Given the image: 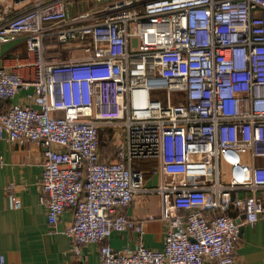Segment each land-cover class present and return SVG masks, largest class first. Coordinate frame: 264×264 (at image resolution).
Returning <instances> with one entry per match:
<instances>
[{
  "label": "built area",
  "instance_id": "2783aa9c",
  "mask_svg": "<svg viewBox=\"0 0 264 264\" xmlns=\"http://www.w3.org/2000/svg\"><path fill=\"white\" fill-rule=\"evenodd\" d=\"M90 1L69 15L71 0H0V46L26 48L0 68V100L28 91L0 112V137L40 147L47 225L71 210L70 251L97 243L99 264H233L239 227L264 215V0ZM104 128L115 161L100 155ZM134 159L156 162V186ZM149 193L163 249L110 247L113 232L143 234L124 210Z\"/></svg>",
  "mask_w": 264,
  "mask_h": 264
},
{
  "label": "crops",
  "instance_id": "0c3cea01",
  "mask_svg": "<svg viewBox=\"0 0 264 264\" xmlns=\"http://www.w3.org/2000/svg\"><path fill=\"white\" fill-rule=\"evenodd\" d=\"M86 0H71L68 14L85 10L91 4ZM89 3V5H88ZM25 42L19 39L0 46V68L8 69L14 58L26 56ZM65 56V52L62 51ZM28 91L21 90L12 99L0 100V112L6 111L10 104L26 102ZM0 255L7 264H99L98 244L87 243L82 246L81 255L75 257L70 251L68 236L63 232L72 221L71 210H65L54 228L46 223V209L41 204L40 191L42 172L41 149L34 143L19 145L0 137ZM108 161L111 159L108 157ZM155 161L151 159L131 162L134 170L143 173L145 187H154L160 178L153 174ZM12 183L13 187L7 189ZM19 199V208L12 206L13 199ZM135 205L124 210L130 219L143 223V234L133 230L113 232L106 240L113 249H134L139 243L146 249L162 250L165 225L160 219L161 205L156 193L138 195ZM196 208L210 205L212 195L202 193L189 197ZM233 264H264V215L253 225H242L235 250ZM202 264H208L203 262Z\"/></svg>",
  "mask_w": 264,
  "mask_h": 264
},
{
  "label": "trees",
  "instance_id": "16d2710c",
  "mask_svg": "<svg viewBox=\"0 0 264 264\" xmlns=\"http://www.w3.org/2000/svg\"><path fill=\"white\" fill-rule=\"evenodd\" d=\"M1 101L6 102V100L5 101L1 100ZM109 133L110 130L108 128H104L98 131L99 151H100V155H102V159L107 160V158L109 157L111 161H115L116 157L114 151L110 146V143L106 140V135H108Z\"/></svg>",
  "mask_w": 264,
  "mask_h": 264
},
{
  "label": "rangeland",
  "instance_id": "374dc122",
  "mask_svg": "<svg viewBox=\"0 0 264 264\" xmlns=\"http://www.w3.org/2000/svg\"><path fill=\"white\" fill-rule=\"evenodd\" d=\"M151 98L165 103L164 100L166 99V91L165 90L155 91L151 94ZM168 98H169L168 101H170V104L173 106H178L180 104H183L184 102L179 92H175V91L169 92Z\"/></svg>",
  "mask_w": 264,
  "mask_h": 264
},
{
  "label": "water",
  "instance_id": "95a60500",
  "mask_svg": "<svg viewBox=\"0 0 264 264\" xmlns=\"http://www.w3.org/2000/svg\"><path fill=\"white\" fill-rule=\"evenodd\" d=\"M242 217H243V216H242ZM241 230H242V226L239 227V233L241 232Z\"/></svg>",
  "mask_w": 264,
  "mask_h": 264
}]
</instances>
